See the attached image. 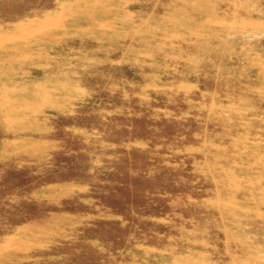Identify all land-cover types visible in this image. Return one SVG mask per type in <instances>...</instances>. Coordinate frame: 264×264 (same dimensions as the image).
Listing matches in <instances>:
<instances>
[{"label":"rangeland","instance_id":"rangeland-1","mask_svg":"<svg viewBox=\"0 0 264 264\" xmlns=\"http://www.w3.org/2000/svg\"><path fill=\"white\" fill-rule=\"evenodd\" d=\"M0 264H264V0H0Z\"/></svg>","mask_w":264,"mask_h":264}]
</instances>
